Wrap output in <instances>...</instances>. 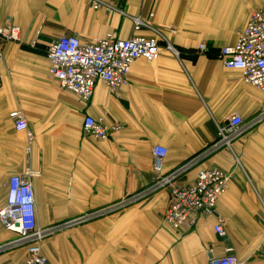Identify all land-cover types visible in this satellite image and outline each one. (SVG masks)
Segmentation results:
<instances>
[{"label": "crops", "instance_id": "crops-1", "mask_svg": "<svg viewBox=\"0 0 264 264\" xmlns=\"http://www.w3.org/2000/svg\"><path fill=\"white\" fill-rule=\"evenodd\" d=\"M103 1L120 13L94 10L90 0H0V26L21 31L19 43L0 40V205L10 177L35 173L37 225L61 226L42 243L50 264H209L230 247L241 264H264V118L243 129L232 149L212 151L218 127L232 116L248 125L264 114V92L219 58L264 0ZM150 15L156 28L176 29L167 35L178 57L162 45L156 61L132 65L127 85L116 94L99 82L89 101L61 90L50 76L46 52L53 41L149 37L150 32L134 31L131 17ZM201 44L207 46L204 54ZM13 111L26 119L31 145L25 132L15 130ZM88 116L116 122L122 130L110 140L86 137ZM157 145L168 150L164 175L200 159L176 180L179 186L193 183L204 168L231 174L215 215L176 231L164 222L169 191L161 190L123 210L78 222L150 186ZM219 218L226 221L224 238L214 230ZM13 240L0 225V246ZM26 255V248L7 249L0 252V264H20Z\"/></svg>", "mask_w": 264, "mask_h": 264}, {"label": "built area", "instance_id": "built-area-1", "mask_svg": "<svg viewBox=\"0 0 264 264\" xmlns=\"http://www.w3.org/2000/svg\"><path fill=\"white\" fill-rule=\"evenodd\" d=\"M94 10L106 9L120 13L113 2L90 0ZM150 19L131 17L135 32H150L149 37L134 36L129 40H120L114 35L105 39H96L84 44L77 36H63L50 43L46 56L50 63L49 74L59 83L61 90L73 93L83 101H89L99 82L104 83L111 94L127 85L132 65L139 59L152 63L160 55L161 46L165 45L178 57L167 32L177 33L173 26L156 28ZM0 40L4 43L21 42V31L16 26H0ZM199 51L204 54L207 46L201 44ZM219 58L223 66L229 70L239 71L244 83L264 92V7L255 11L246 29L239 35L235 45L221 49ZM3 62V50L0 49V68ZM10 118L14 121L17 132L27 134L31 145L33 135L20 111H13ZM264 118V114L255 118L248 125L236 114L228 123L218 127V141L212 151L221 147L232 149L234 140L243 129L256 126ZM122 130L118 123H106L103 119L85 117L83 131L86 137L99 140H110ZM30 152V147H28ZM154 159V176L150 186L140 192L126 197L115 205L99 211L98 214L84 216L78 222H87L95 217L125 209L150 197L161 190L169 191V206L164 214V222L176 231L193 229L202 217L215 215L218 201L226 194L231 174L217 168H204L198 171L196 179L187 186H179L176 180L190 167L196 165L199 158H194L178 170L163 174L164 162L168 150L157 145L152 149ZM35 173L27 170L23 174L10 177L6 186V197L0 205V225L16 238L0 246V252L15 247H25L27 255L20 264H50L42 252V243L61 226L49 229L39 228L36 219V200L33 187ZM71 224V225H70ZM75 222L66 224L69 227ZM226 221L219 218L215 225V233L224 238ZM213 255V252L210 251ZM209 264H241L234 250L225 249V255L212 257Z\"/></svg>", "mask_w": 264, "mask_h": 264}, {"label": "rangeland", "instance_id": "rangeland-1", "mask_svg": "<svg viewBox=\"0 0 264 264\" xmlns=\"http://www.w3.org/2000/svg\"><path fill=\"white\" fill-rule=\"evenodd\" d=\"M14 235V234H13ZM16 238V236L14 235V239ZM22 248H25V247H15V248H13V249H9V250H18V249H22Z\"/></svg>", "mask_w": 264, "mask_h": 264}]
</instances>
